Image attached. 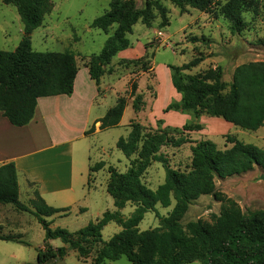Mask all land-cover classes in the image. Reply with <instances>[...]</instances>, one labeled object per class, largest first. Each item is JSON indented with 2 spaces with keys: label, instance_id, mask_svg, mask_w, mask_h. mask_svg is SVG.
<instances>
[{
  "label": "trees",
  "instance_id": "16d2710c",
  "mask_svg": "<svg viewBox=\"0 0 264 264\" xmlns=\"http://www.w3.org/2000/svg\"><path fill=\"white\" fill-rule=\"evenodd\" d=\"M48 0H2L13 5L23 25V34L16 48L0 50V113L14 127L28 125L35 113L37 100L59 95L70 96L78 72L76 56L65 52H36L31 47V34L40 27L43 9ZM181 14L187 9L211 13L214 9L229 25L230 32L240 33L245 22L242 14L254 8L253 0H169ZM264 9V4L262 6ZM158 15L161 28L168 25L167 10L158 0H147L138 7L135 0H109L108 10L90 24L93 29L113 33L106 39L98 54L87 57L85 67L90 78L99 85L108 66L118 53L131 46L128 35L140 22L151 27ZM192 42L199 39L192 38ZM204 61L199 54L180 66L169 65L172 88L181 96L179 103L168 105L170 110L192 112L195 117L218 118L242 130L255 132L264 127V61L237 65L231 81H223L219 68H208L191 74ZM135 63V62H128ZM136 86H131L133 96ZM141 99L132 102L134 112L141 111ZM127 106L125 97L97 120L99 130L117 127ZM91 127L85 135L93 132ZM176 134L178 136H176ZM230 147L218 149L215 143L202 140L191 146V163L185 170L173 169L161 153L164 147L178 148L188 143L176 130H152L130 122L126 137H120L115 147L129 161L125 172L107 168L106 193L113 200L115 211H106L85 227L69 232L51 228L47 218L68 214L69 209L47 206L38 192L28 204L19 200L17 172L13 162L0 166V205H11L16 212L33 213L44 231V243L59 240L63 246L45 245L37 252V263L45 264L67 255L68 246L79 260L87 259L94 251L89 264H104L125 257L131 264H264V211L243 213L239 205L218 193L216 179H225L250 172L255 166L264 170V149L227 137ZM160 163L165 171L164 181L155 190L142 181L143 173ZM105 166L103 161L89 167V173ZM212 195L221 202L218 215L209 222L197 220L182 224L191 203L199 197ZM167 216L156 212V206L169 207ZM127 204L135 209L127 218L120 211ZM33 210V211H32ZM154 212L159 226L140 231L139 223L147 212ZM110 222L121 230L104 242L101 231ZM0 241L26 244L20 234H3Z\"/></svg>",
  "mask_w": 264,
  "mask_h": 264
},
{
  "label": "rangeland",
  "instance_id": "374dc122",
  "mask_svg": "<svg viewBox=\"0 0 264 264\" xmlns=\"http://www.w3.org/2000/svg\"><path fill=\"white\" fill-rule=\"evenodd\" d=\"M145 1L147 0H135L139 8L144 6ZM158 1L167 10L168 25L161 28L158 15L152 21L151 27L137 22L132 27V34L128 35L131 46L125 53L112 59L99 82L98 91L103 99L101 111L111 108L118 97H125L127 106L117 127L100 130L94 135L89 134L81 141L85 152L83 162H87L90 167L101 161L105 163L101 170L89 173L88 185L93 187L85 197L89 209L78 215L74 212L53 215L47 218L51 228L59 227L75 232L95 221L98 213L115 211L113 200L105 191L107 168L110 166L119 172H125L129 167V161L116 149L115 144L120 137L127 136L129 123L132 121L147 129L176 130V133L183 134L188 139L189 142L181 147L161 149L173 169H187L191 163V146L202 140L212 141L218 149H224L230 147L227 137H234L243 143L264 149V127L252 132L218 118L195 117L192 112H164L168 105L179 103L181 98L173 88L171 89L169 65L180 66L201 54L204 61L193 69L191 74L208 68H219L223 72V81L230 82L237 65L264 61V0H253L255 7L242 14L245 26L236 34L230 32L228 23L215 9L211 13H204L189 8L186 13L181 14L169 0ZM219 1L223 3V0ZM108 5L109 0H48L43 9L41 25L31 34L32 49L36 52L69 51L76 56L77 66H83L87 57L100 52L106 39L115 29V26H112L109 33L105 34L90 27L96 17L108 10ZM9 8L12 13H8L7 17L0 15L2 29L8 35L7 39L0 36V50L7 52L13 51L22 37L18 32L19 23L14 18V15L18 16L16 8L13 5ZM192 38L199 41L194 43ZM132 85L136 86L133 96ZM136 96H139L142 102L139 112L132 109ZM75 159L79 162L77 155ZM164 176L162 165L152 163L143 173L142 181L149 189L155 190L163 183ZM74 188L81 194V183H76ZM215 189L235 201L245 214L264 211V170L260 167L255 166L250 172L238 176L216 179ZM25 191L29 192L21 182L19 200L28 204L34 199V195L30 193L26 196ZM173 205V202L167 208L157 205L156 212L165 217ZM5 206L0 210V219H5L7 224L12 223L11 220L14 219L18 224L13 228L3 227L2 233L20 234L26 244L0 241V264H36L37 252L44 249L45 245L54 249L63 246L59 240L44 243V231L33 213L19 212L14 216L15 212L10 209V205ZM134 209L132 204H127L120 214L127 218ZM220 209L221 202L212 195L201 196L190 204L182 224L197 220L209 222L212 215L219 214ZM158 226L156 214L150 211L144 215L138 229L145 231ZM120 230L114 222L108 223L101 231L102 240L108 241ZM66 248L68 251L63 260L45 264H87L85 262L90 263L94 256L93 251L87 259L79 261L74 255L75 252L68 246ZM104 264L131 263L121 257Z\"/></svg>",
  "mask_w": 264,
  "mask_h": 264
},
{
  "label": "crops",
  "instance_id": "0c3cea01",
  "mask_svg": "<svg viewBox=\"0 0 264 264\" xmlns=\"http://www.w3.org/2000/svg\"><path fill=\"white\" fill-rule=\"evenodd\" d=\"M10 6L12 5H5L0 0L2 17L12 13ZM14 18L19 23L18 32L22 36L20 17L14 15ZM0 36H5L6 39L8 36L1 23ZM126 50L118 53V56ZM98 86L90 78L84 64L78 67L72 94L39 98L34 117L28 125L14 127L0 113V166L8 162L14 163L19 197L22 182L25 189L29 190L25 191L26 196L36 190L47 206L68 208V213L74 212L77 215L88 211L85 197L93 187L88 185L90 165L83 162L85 152L81 141L89 136L85 132L91 127L94 128L91 135L99 133V123L96 122L107 111L100 110L103 99ZM76 183H81V194L75 191ZM4 207L6 206L0 205V210ZM10 209L15 212H12L14 216L19 213L11 205ZM102 215L103 213H98L96 219ZM0 222L3 223L0 224L2 228H13L18 224L14 219L8 224L5 219H0ZM74 255L77 258L76 253Z\"/></svg>",
  "mask_w": 264,
  "mask_h": 264
}]
</instances>
